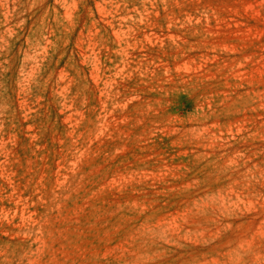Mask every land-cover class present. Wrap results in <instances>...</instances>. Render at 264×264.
Here are the masks:
<instances>
[{"label": "rangeland", "instance_id": "obj_1", "mask_svg": "<svg viewBox=\"0 0 264 264\" xmlns=\"http://www.w3.org/2000/svg\"><path fill=\"white\" fill-rule=\"evenodd\" d=\"M0 264H264V0H0Z\"/></svg>", "mask_w": 264, "mask_h": 264}]
</instances>
